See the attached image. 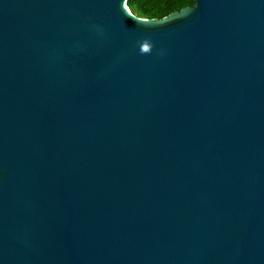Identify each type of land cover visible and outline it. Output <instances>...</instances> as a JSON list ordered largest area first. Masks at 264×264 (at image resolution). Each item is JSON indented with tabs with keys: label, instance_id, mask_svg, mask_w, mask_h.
<instances>
[{
	"label": "water",
	"instance_id": "obj_1",
	"mask_svg": "<svg viewBox=\"0 0 264 264\" xmlns=\"http://www.w3.org/2000/svg\"><path fill=\"white\" fill-rule=\"evenodd\" d=\"M129 1L0 0V264H264V0Z\"/></svg>",
	"mask_w": 264,
	"mask_h": 264
},
{
	"label": "trees",
	"instance_id": "obj_2",
	"mask_svg": "<svg viewBox=\"0 0 264 264\" xmlns=\"http://www.w3.org/2000/svg\"><path fill=\"white\" fill-rule=\"evenodd\" d=\"M129 7L135 16L151 21H163L184 9L195 7L194 0H130Z\"/></svg>",
	"mask_w": 264,
	"mask_h": 264
},
{
	"label": "clouds",
	"instance_id": "obj_3",
	"mask_svg": "<svg viewBox=\"0 0 264 264\" xmlns=\"http://www.w3.org/2000/svg\"><path fill=\"white\" fill-rule=\"evenodd\" d=\"M153 49V43L145 38L142 42L139 43V50L141 54H150Z\"/></svg>",
	"mask_w": 264,
	"mask_h": 264
}]
</instances>
